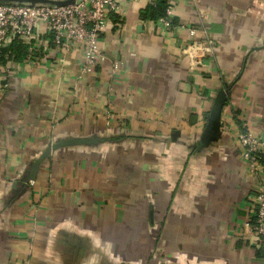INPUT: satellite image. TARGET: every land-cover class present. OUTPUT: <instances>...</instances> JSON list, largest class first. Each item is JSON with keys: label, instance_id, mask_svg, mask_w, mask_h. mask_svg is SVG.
I'll use <instances>...</instances> for the list:
<instances>
[{"label": "crops", "instance_id": "obj_1", "mask_svg": "<svg viewBox=\"0 0 264 264\" xmlns=\"http://www.w3.org/2000/svg\"><path fill=\"white\" fill-rule=\"evenodd\" d=\"M137 7L95 75L69 52L0 81V264H264L245 164L223 132L203 138L227 87L221 123L264 136V0H180L169 33ZM192 26L214 42L195 68L180 53Z\"/></svg>", "mask_w": 264, "mask_h": 264}, {"label": "built area", "instance_id": "obj_2", "mask_svg": "<svg viewBox=\"0 0 264 264\" xmlns=\"http://www.w3.org/2000/svg\"><path fill=\"white\" fill-rule=\"evenodd\" d=\"M179 1L165 0L163 16L155 20L140 18V24L169 33L174 29V11ZM186 1L199 8L200 0ZM155 4L156 0H74L60 6L0 2L2 86L8 88L10 79L16 76L20 68L35 66L40 59H46L49 55L57 56L56 60L59 61L69 52H78L82 56L80 77L95 75L96 68L106 60L99 44L109 29L113 36L118 37L128 7L138 6L140 16L141 11ZM198 11L199 20L203 22L206 15L203 9ZM187 31L190 41L181 48L180 53L188 58L191 68H195L213 53L214 42L204 27L192 26ZM197 31H200L202 38H197ZM18 52L24 54L20 60L15 58ZM118 66L117 61L112 63V76H116ZM222 111L226 112V116L231 115L228 108L223 107ZM226 121L221 123V132L229 138L231 147L245 164L249 183V192L245 197L244 227L253 236L255 249L264 260V136L245 128L244 124L234 125L230 124V119Z\"/></svg>", "mask_w": 264, "mask_h": 264}, {"label": "water", "instance_id": "obj_3", "mask_svg": "<svg viewBox=\"0 0 264 264\" xmlns=\"http://www.w3.org/2000/svg\"><path fill=\"white\" fill-rule=\"evenodd\" d=\"M74 0H65V1H52V0H0V2H16V3H29V4H52L56 6L72 3ZM230 88L227 87L225 89H220L217 91L215 96L212 99L209 112L206 116V125L204 128L203 138L208 142H215L219 138L221 134V112L222 109L227 101V97L229 94ZM88 140H73L71 142H64L63 144L67 143H85ZM58 145H53L49 147V149L43 153L34 163L31 168V175L29 176L31 180L34 179V175L36 174L39 165L41 162L48 156L51 149L56 148Z\"/></svg>", "mask_w": 264, "mask_h": 264}, {"label": "trees", "instance_id": "obj_4", "mask_svg": "<svg viewBox=\"0 0 264 264\" xmlns=\"http://www.w3.org/2000/svg\"><path fill=\"white\" fill-rule=\"evenodd\" d=\"M164 9H165V0H156L155 6H148L145 10L140 12V18L141 19L150 18L152 20H155L156 18L163 16ZM17 49L20 50V48ZM23 56L24 54L18 52L16 53L15 58L17 60H20Z\"/></svg>", "mask_w": 264, "mask_h": 264}]
</instances>
